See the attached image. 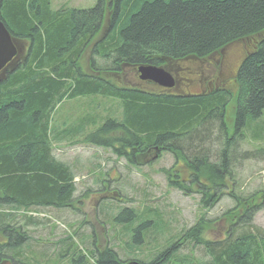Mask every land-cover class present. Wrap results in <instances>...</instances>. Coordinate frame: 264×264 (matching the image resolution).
<instances>
[{
  "label": "trees",
  "instance_id": "trees-1",
  "mask_svg": "<svg viewBox=\"0 0 264 264\" xmlns=\"http://www.w3.org/2000/svg\"><path fill=\"white\" fill-rule=\"evenodd\" d=\"M94 1L91 9L54 10L51 0H0L1 20L26 45L23 57L0 76V207L12 210L0 212V231L8 238L7 245L0 244V257L32 262L26 254V227L33 219L22 216L23 230L13 211L71 208L75 174L55 156L53 141L82 136L80 141L110 148L132 164L155 148L160 157L170 153L190 171H179L175 163L173 177L182 186L169 176L168 185L198 194L204 210L225 196L233 205L214 219L202 215L148 256L144 249L166 234L167 224L156 212L137 208L120 207L110 217L107 201L115 199L101 198L96 213L104 241L98 242L95 228L88 235L89 248L82 250L74 242L76 232L62 239L61 254L67 251L68 264H264V228L254 224L264 207V188L249 193L235 185L227 190L226 184V178L234 180L236 141L246 139L254 127L263 134L258 138L254 132V139L264 141V0ZM234 44L244 50L233 62L234 89L218 85L216 76L204 86L195 77L197 92L185 93L139 79L143 65L169 66L178 80L198 73L195 66L217 69L216 60ZM92 96L117 105L107 110L96 105L70 123H52L62 104ZM234 105L229 130L226 112ZM97 111L109 114L86 133L98 121ZM205 143L218 148L214 160L202 148ZM259 151L264 153V147ZM218 225L221 237L204 234ZM115 238L124 241L122 253L112 245ZM198 247L206 262L183 256L186 248ZM176 255L183 260L174 261Z\"/></svg>",
  "mask_w": 264,
  "mask_h": 264
},
{
  "label": "rangeland",
  "instance_id": "rangeland-1",
  "mask_svg": "<svg viewBox=\"0 0 264 264\" xmlns=\"http://www.w3.org/2000/svg\"><path fill=\"white\" fill-rule=\"evenodd\" d=\"M51 3L54 10L61 8L91 9L95 5L94 0H51ZM240 51H244L242 44H234L228 47L224 54L226 57V67L225 63L222 67L219 65L220 67L215 69L214 73H210L212 70L209 69L206 71L207 68L205 69L202 66H195L198 67V75L202 86L206 85L208 80L216 76L220 80V85L224 84L223 87L228 89L231 86L233 87L234 82L231 81L232 65L234 58ZM89 54L88 50L85 56ZM224 75L225 78L223 79ZM195 77L193 73L184 75L183 79L180 80V92L185 93L187 90L197 92L198 88ZM203 78L205 79L203 80ZM113 102L104 103L102 98L97 96L68 101L59 107L54 117H52V123L60 125L57 120L61 119H67L66 122L70 123L69 120L78 119L93 109V106H103L107 110L111 105H117ZM97 109L101 110V108ZM234 112L235 105L230 106L226 112L227 128L229 130L233 126ZM119 113L120 110L116 109L113 114L118 115ZM97 114L96 119L98 121L93 123V126L87 128L86 133L93 130L95 126H99L102 123L101 120H104L109 113L97 111ZM249 129L251 131H247V138L236 141L235 146H233V163L231 165L234 180L226 178L227 190L234 185L238 189H241L240 191L249 193L264 188V153L259 151L260 147H264V141L262 139H254V135H257L258 138L259 136H263L262 130L255 132V127L253 128L254 130ZM217 134V130L213 132V135ZM251 134L254 135L251 136ZM80 138L82 139L83 137H73V139L67 141L65 139L53 141L55 156L69 164L75 174L74 181L77 192L75 199L71 202V207L72 209L76 208L77 211H73L71 208H56L51 206H32L29 209L13 211L15 218L20 222L16 226H22L23 230H25L26 225L25 219L22 216L25 215L33 219V225L29 224L26 227L29 236V249L26 254L31 256L28 257L32 260L30 264H35L36 262V264H68L69 257H67V251L62 256L63 247L59 243L62 239L74 235L75 231L78 233V236L74 237L75 243L82 250L83 248H89L87 241H90V238L88 235L91 229L99 228V222L97 223V220L94 221V219L97 216L96 210L100 205L101 198L104 197L109 199L114 198L116 201H107L109 207L105 213H108L110 217H113L120 207L137 208L140 211L152 210V212H156V215L167 224L166 234L163 237L157 236L158 241L156 243L150 240L148 248L144 249V254H148V256L154 253L159 244L164 243L163 240L169 237V235L175 236L183 229L189 228L202 215L214 219L220 217L233 205L231 199L225 196L217 205L204 210L198 194H186L168 185L167 177L169 176V178L179 183V186H182L180 185L182 183L173 177L176 172L174 170L176 168L173 167L175 163L179 171L183 173L190 171V168L186 166L182 159H176L170 153L165 152L160 157L154 151L150 155L152 159L148 165L142 163L143 160H140V165L137 163L135 165L127 162L124 157H118L110 148L90 142H82ZM182 146L186 148V146ZM202 148L205 149V152L210 150L211 154L209 156L212 160L215 159L218 153L216 152L218 150L216 145L211 146V144L205 143L202 144ZM167 169H169L168 175H166ZM104 177L108 178V180ZM101 178L106 180L104 181L106 187L102 191L103 183L100 181ZM190 187L192 190L196 189L195 185L190 184ZM11 211L9 208L0 207V212L9 213ZM84 218H88L86 222L88 221L89 225H83ZM254 224L264 228V207L256 212ZM117 229L112 230L113 236ZM104 230H98V242L104 241L105 237L102 236V231ZM218 230H220L219 225L213 229L206 230L204 234L210 238L221 237L222 235H220ZM113 236L112 239L114 238ZM79 239L82 240V243ZM112 241V245L122 253L121 247L123 248L124 241L116 238ZM7 242V236L3 231H0L1 247L7 245ZM199 249L200 247L189 252V248H186L182 254L183 256L187 255L190 259L193 258L195 262H206L208 259L202 256V252ZM0 258L4 259L3 255ZM178 258L183 260L180 255H176V260L174 261L178 262ZM9 264L18 263L11 260Z\"/></svg>",
  "mask_w": 264,
  "mask_h": 264
},
{
  "label": "water",
  "instance_id": "water-1",
  "mask_svg": "<svg viewBox=\"0 0 264 264\" xmlns=\"http://www.w3.org/2000/svg\"><path fill=\"white\" fill-rule=\"evenodd\" d=\"M25 53V44L12 37L6 25L0 18V76L16 61L20 60ZM214 73V68L211 67ZM140 77L149 80L160 87L173 88L175 80L171 72L163 67L155 65H143L138 68Z\"/></svg>",
  "mask_w": 264,
  "mask_h": 264
},
{
  "label": "flooded vegetation",
  "instance_id": "flooded-vegetation-1",
  "mask_svg": "<svg viewBox=\"0 0 264 264\" xmlns=\"http://www.w3.org/2000/svg\"><path fill=\"white\" fill-rule=\"evenodd\" d=\"M241 53H243V51H242V52H239V54L235 57V59H238L239 57H241V55H240ZM217 60H218V61H217L216 63H220V62H221L223 65H224V63H225V67H226V59H225V56L222 57L221 60H220V59H217ZM237 62H239V61H237ZM237 62L235 63V68H236V66L238 65ZM240 62H241V61H240ZM206 66L208 67V69H211V67L208 66L207 64H206ZM207 71H208V70H207ZM234 73H235V71H234L233 74H232L233 76H234ZM194 75L196 76V78L198 77V79H199V75H198V73H195V72H194ZM224 78H225V76H223V79H224ZM223 79H222V80H223ZM216 82H217V84H220V80H217Z\"/></svg>",
  "mask_w": 264,
  "mask_h": 264
}]
</instances>
